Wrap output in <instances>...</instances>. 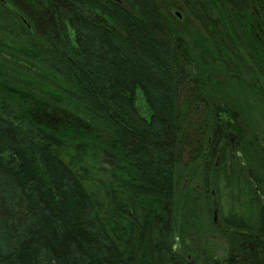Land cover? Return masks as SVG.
I'll return each mask as SVG.
<instances>
[{"label": "trees", "instance_id": "trees-1", "mask_svg": "<svg viewBox=\"0 0 264 264\" xmlns=\"http://www.w3.org/2000/svg\"><path fill=\"white\" fill-rule=\"evenodd\" d=\"M0 264H264V0H0Z\"/></svg>", "mask_w": 264, "mask_h": 264}, {"label": "rangeland", "instance_id": "rangeland-1", "mask_svg": "<svg viewBox=\"0 0 264 264\" xmlns=\"http://www.w3.org/2000/svg\"><path fill=\"white\" fill-rule=\"evenodd\" d=\"M136 106L138 107V110L141 112L142 115H147V107L141 97V95L139 93H137L136 95ZM180 185H182V183L180 182L179 184V180H178V184H177V189H176V193L177 196L179 197L180 194L182 193ZM199 193L194 194V201H198V203L200 202L201 204H203L202 201H200ZM192 200V201H193ZM190 205V207H189ZM188 205V208H183L182 203L178 202L177 205V215H178V223H177V227L176 230L178 231L179 229H182V235L184 237V246H189L190 251L192 254L193 253H197V254H203L206 251H214V254L217 255H221V251H222V244L220 242V240H218L217 237H213L211 235L207 234V230L205 228V223L201 221H198L197 218H195L192 215L191 209H192V202L191 204ZM208 205V204H207ZM201 223V224H200ZM208 226V224L206 223V227ZM180 248V250L183 252L182 250V246L179 243L178 244V249Z\"/></svg>", "mask_w": 264, "mask_h": 264}]
</instances>
